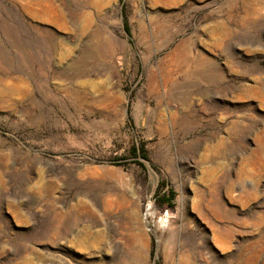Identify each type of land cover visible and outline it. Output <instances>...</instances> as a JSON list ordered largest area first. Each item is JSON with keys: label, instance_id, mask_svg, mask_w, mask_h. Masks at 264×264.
<instances>
[{"label": "rangeland", "instance_id": "rangeland-1", "mask_svg": "<svg viewBox=\"0 0 264 264\" xmlns=\"http://www.w3.org/2000/svg\"><path fill=\"white\" fill-rule=\"evenodd\" d=\"M0 264H264V0H0Z\"/></svg>", "mask_w": 264, "mask_h": 264}, {"label": "trees", "instance_id": "trees-1", "mask_svg": "<svg viewBox=\"0 0 264 264\" xmlns=\"http://www.w3.org/2000/svg\"><path fill=\"white\" fill-rule=\"evenodd\" d=\"M124 29L127 33H129V29H128V26L127 25H124ZM171 197V196H170Z\"/></svg>", "mask_w": 264, "mask_h": 264}, {"label": "built area", "instance_id": "built-area-1", "mask_svg": "<svg viewBox=\"0 0 264 264\" xmlns=\"http://www.w3.org/2000/svg\"><path fill=\"white\" fill-rule=\"evenodd\" d=\"M150 209V205L147 206L146 210Z\"/></svg>", "mask_w": 264, "mask_h": 264}]
</instances>
